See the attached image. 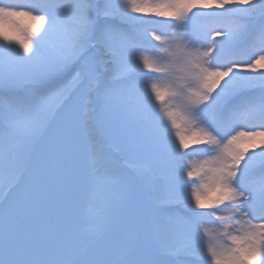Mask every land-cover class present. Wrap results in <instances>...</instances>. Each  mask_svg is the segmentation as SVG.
Wrapping results in <instances>:
<instances>
[{"label": "rangeland", "instance_id": "rangeland-1", "mask_svg": "<svg viewBox=\"0 0 264 264\" xmlns=\"http://www.w3.org/2000/svg\"><path fill=\"white\" fill-rule=\"evenodd\" d=\"M60 1L0 0V264H264V0Z\"/></svg>", "mask_w": 264, "mask_h": 264}, {"label": "trees", "instance_id": "trees-1", "mask_svg": "<svg viewBox=\"0 0 264 264\" xmlns=\"http://www.w3.org/2000/svg\"><path fill=\"white\" fill-rule=\"evenodd\" d=\"M7 1V3H11V4H16L18 1H20V0H6ZM62 1L63 0H61L60 2L62 3ZM248 18H250V17H248ZM223 20H225L226 21V24L227 25H229V26H231L230 24L233 22H235L233 25H234V27L237 25V23H236V21L235 20H240L241 22H243V21H245L247 18H246V16H225V17H223L222 18ZM245 19V20H244ZM255 20L252 22V28H251V30L249 31V37H248V39L246 40V42H251L250 41V39L252 38V36H254V35H256V36H258V34H256V27L257 26H261V25H263L264 24V14H258V15H256V17L254 18ZM260 21H262V22H260ZM233 25H232V27H233ZM245 42V43H246ZM233 56V53H231L229 56H228V59H230V57H232ZM258 121L257 120H254V121H252L251 123H250V126H254V125H257L258 123H257ZM264 211V210H263Z\"/></svg>", "mask_w": 264, "mask_h": 264}]
</instances>
